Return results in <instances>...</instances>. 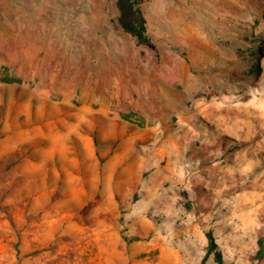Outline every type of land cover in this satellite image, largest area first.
<instances>
[{"label": "rangeland", "instance_id": "1", "mask_svg": "<svg viewBox=\"0 0 264 264\" xmlns=\"http://www.w3.org/2000/svg\"><path fill=\"white\" fill-rule=\"evenodd\" d=\"M39 126L97 158L0 142V264H264V0H0V129Z\"/></svg>", "mask_w": 264, "mask_h": 264}, {"label": "crops", "instance_id": "2", "mask_svg": "<svg viewBox=\"0 0 264 264\" xmlns=\"http://www.w3.org/2000/svg\"><path fill=\"white\" fill-rule=\"evenodd\" d=\"M94 129H43L42 127H38L37 129H27V128H8V129H0V142H14L15 146L12 148L13 150L21 149V143H29L34 146L38 153H40L39 159L37 157L31 158L26 157L19 164H34L36 167H42L43 164H47L46 159L43 158V155L47 156L49 153V157L54 160L59 158L60 150L67 148L68 137L78 136L79 142L84 141L85 144H80V148L82 149V158L84 159H95L96 156V147L91 146L89 144V135ZM102 132L103 139L106 137V129H98ZM111 132L122 133V129H111ZM121 130V131H120ZM123 134V133H122ZM128 135V134H127ZM137 138L134 136L133 132L131 133L129 141L124 144V146L120 149V147L116 148L115 153L113 152L106 158L104 164L106 165H114L121 166L130 174L138 175L143 174L145 172L150 171V161L152 158L161 159V155L158 153H152L153 145L152 144H141V147H137L138 144L134 143L133 139ZM137 144V145H136ZM79 145V144H78ZM152 151V152H151ZM156 151V150H155ZM65 156H69L74 158L73 154H63ZM80 156V155H79ZM54 169V173L58 176V170L55 166V163L51 162ZM106 176V175H105ZM106 180L102 178V180Z\"/></svg>", "mask_w": 264, "mask_h": 264}, {"label": "trees", "instance_id": "3", "mask_svg": "<svg viewBox=\"0 0 264 264\" xmlns=\"http://www.w3.org/2000/svg\"><path fill=\"white\" fill-rule=\"evenodd\" d=\"M128 7H129L128 9L124 8L120 22L125 30L132 32L134 35H137L138 37H141L142 34H144L145 32L144 19L141 15L139 16V18H136V13H138V11L135 12L134 10H132L131 4H129ZM137 24L139 28L136 27ZM253 68L254 70L252 71V73H255L258 70L257 66ZM206 236L208 238V248L206 255L211 252H214L218 257V259H220L221 255L220 252L217 250L218 246L217 243L215 242L212 232L208 231L206 233Z\"/></svg>", "mask_w": 264, "mask_h": 264}]
</instances>
